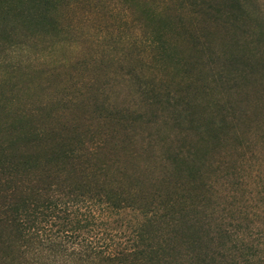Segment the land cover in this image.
<instances>
[{
  "label": "trees",
  "instance_id": "16d2710c",
  "mask_svg": "<svg viewBox=\"0 0 264 264\" xmlns=\"http://www.w3.org/2000/svg\"><path fill=\"white\" fill-rule=\"evenodd\" d=\"M72 4L0 0V36L9 32L8 16L25 28L61 32L53 13ZM188 5V20L197 25L201 13L215 10L211 0ZM144 11L150 29H144L143 66L180 68L177 81L162 88L137 70L123 73L136 85L141 107L153 110L145 122L157 131L136 130L146 114L109 111L92 86L86 87L92 96L79 90L66 99L71 112L51 101L27 104L0 88V264H264V180H257L264 175V85L252 83L255 66L240 73L235 89L221 76L208 81L174 52L171 34L198 54L210 42L181 14ZM78 65L87 68L89 61ZM221 92L237 97L223 100ZM90 105L111 125L86 141L78 128ZM242 125L249 131L239 133ZM226 144L251 145L258 168L239 179L223 160L212 164Z\"/></svg>",
  "mask_w": 264,
  "mask_h": 264
},
{
  "label": "rangeland",
  "instance_id": "374dc122",
  "mask_svg": "<svg viewBox=\"0 0 264 264\" xmlns=\"http://www.w3.org/2000/svg\"><path fill=\"white\" fill-rule=\"evenodd\" d=\"M142 1L74 0L75 4L63 5L53 13L59 20L61 32L25 28L20 20L8 16L5 28L9 32L0 36V88L6 95L12 94L27 104L51 101L53 107L71 112L73 106L65 105L66 99L75 97L79 90L84 93L88 90L86 87L92 86L103 92L95 97L98 101L109 102V111L127 108L129 112L146 114L144 123L139 124L144 128L136 130L153 133L157 126L145 122L146 118L153 119L150 114L153 110L141 107L136 85L124 78L123 73L137 70L144 77L153 78L161 88L165 82L177 81L180 68L176 69L168 62L154 71L143 66V60L149 57L144 29H150L144 10L162 7L172 14L183 15L189 27L201 34L202 40L210 42V50L198 54L192 50L191 43L180 35L171 34L174 52L193 62L195 71H201L208 81L221 76L234 88L241 80L240 73L254 65L253 76L257 79L252 83L264 85V0H211L215 10L209 15L201 13L200 25L189 21L190 0ZM137 2L143 3L142 9L137 8ZM102 57L109 61L108 67L101 68L96 62L92 66L93 61ZM83 60L89 61L87 68L78 65ZM221 69L226 73L221 74ZM92 91L89 89L84 96H92ZM219 94L223 100L237 97L235 92ZM99 113L94 105L81 113L84 115L80 116L82 124L78 130L86 141L96 139L111 125L107 120H101ZM254 114L251 119L258 118ZM157 116L160 119L161 113ZM236 128L239 133L249 131L244 125L242 129ZM232 145L219 147L211 162L223 160L222 166H230L229 170L240 179L241 174L257 169L261 161L251 145H238L237 148ZM257 180H264V175L257 176Z\"/></svg>",
  "mask_w": 264,
  "mask_h": 264
}]
</instances>
